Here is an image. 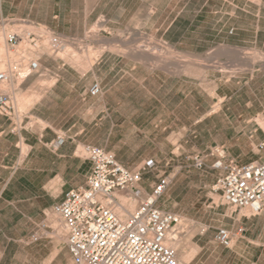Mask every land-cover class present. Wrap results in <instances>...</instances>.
<instances>
[{"label": "rangeland", "instance_id": "obj_1", "mask_svg": "<svg viewBox=\"0 0 264 264\" xmlns=\"http://www.w3.org/2000/svg\"><path fill=\"white\" fill-rule=\"evenodd\" d=\"M78 4V25L62 35L0 19V47L7 46L0 48V70L20 53L39 63L24 80L0 84L13 106L10 116L0 112L13 143L12 167L22 164L42 132L74 140L81 160L88 161L87 145L105 148L132 170L152 160L142 184L150 193L158 179L169 180L156 206L179 217L172 229L175 253L185 256L179 264H264L263 222L253 235L259 240L247 241L245 231L229 248L214 240L219 228H244L248 210L212 190L217 171L196 169L182 155L224 145L261 160L264 130L256 118L264 119V0ZM27 31L42 35L35 50L24 40L15 48L4 43L8 33ZM94 82L101 87L97 96L88 91ZM219 97L220 108L211 112ZM49 193L48 203L38 194L45 208L25 225L19 215L0 213V264H73L66 239L53 234L59 188ZM32 232L37 241L30 240Z\"/></svg>", "mask_w": 264, "mask_h": 264}, {"label": "built area", "instance_id": "obj_2", "mask_svg": "<svg viewBox=\"0 0 264 264\" xmlns=\"http://www.w3.org/2000/svg\"><path fill=\"white\" fill-rule=\"evenodd\" d=\"M41 34L34 32H10L5 42L15 48L22 40L33 50L39 47ZM54 46L56 38L49 39ZM38 59H29L25 53L9 61L0 70V84L11 80H24L39 69ZM89 94L97 96L101 87L90 85ZM0 112L13 113L9 95L0 89ZM264 125V119H262ZM57 143L62 142L58 137ZM263 156L259 161L238 163L227 156L222 146H213L206 152L183 154L185 161L196 169L209 166L218 172L212 186L223 201L236 209H246L250 215L264 210V141L259 144ZM85 156L91 164L83 185L66 191L62 199L52 206V213L60 219L65 229V239L73 264H179L174 248L169 244L168 233L179 223V217L171 211L156 206L159 197L169 185L167 178H160L150 193L142 197L139 185L142 173L151 168L152 160L139 169L122 165L113 153L96 145L85 147ZM209 162V164H208ZM120 193L138 199L136 208L123 213ZM44 226V225H43ZM242 228L229 231L219 228L214 240L224 247H231L234 236ZM36 232L30 240L37 241Z\"/></svg>", "mask_w": 264, "mask_h": 264}, {"label": "crops", "instance_id": "obj_3", "mask_svg": "<svg viewBox=\"0 0 264 264\" xmlns=\"http://www.w3.org/2000/svg\"><path fill=\"white\" fill-rule=\"evenodd\" d=\"M80 1L0 0V19L26 21L36 27L44 26L52 34L62 35L69 33L74 24L78 25L80 11L78 3ZM83 1L87 4L95 0ZM83 10L86 17L89 13L88 6L85 5ZM243 114L242 111L239 113L241 120L245 121ZM7 124L6 120L0 117V213H4L7 218L19 215V224L25 225L34 218L35 212H41L45 208V205L41 203V197L38 196L39 193L44 194L43 201L48 203V197L51 196L49 190L57 186L60 198L53 201L54 205L62 199L66 191L84 184L91 164L78 157L76 154L77 145L74 140L64 139L61 143H57L56 137L54 138L48 132H45L44 135L42 132L37 137V142L31 145L22 164L13 168L10 162L14 157V153L10 152V146H13V143L8 141ZM60 137L62 138V136ZM5 142L8 143L5 144ZM222 147L227 156L238 163L256 161L252 159V155L230 150L224 145ZM12 151L14 152V150ZM50 184L52 185L47 189ZM144 188L148 193V187L144 186ZM261 222L264 224V210L258 214L246 216L242 220L244 228L238 227L242 228V232L234 236L233 242L244 231L247 241L259 240L253 235Z\"/></svg>", "mask_w": 264, "mask_h": 264}, {"label": "bare ground", "instance_id": "obj_4", "mask_svg": "<svg viewBox=\"0 0 264 264\" xmlns=\"http://www.w3.org/2000/svg\"><path fill=\"white\" fill-rule=\"evenodd\" d=\"M1 37V36H0ZM2 38V37H1ZM0 38V39H1ZM4 43H5V41H4ZM2 46H6V45H2L1 44V47ZM0 47V48H1ZM7 47V46H6ZM5 47V48H6ZM3 50H4V48H3ZM2 50V51H3ZM5 53H7V54H9L8 52H6L5 51ZM9 56H7V58H8ZM157 61V60H156ZM84 63V62H83ZM84 64H87V62L86 63H84ZM3 67V66H2ZM1 67V68H2ZM85 68V67H84ZM223 100H224V98H222V97H219V98H217L216 99V102H215V104L212 106V110H211V112H214V111H216V110H218L219 108H220V104H221V102H223ZM256 122L258 123V125H260V127H262V129L264 130V125H263V123H262V120H260V119H257L256 118ZM22 146V145H21ZM27 149V148H26ZM25 148H23L22 149V151H21V153L23 154L25 151ZM25 154H26V152H25ZM22 157H24V156H22ZM139 187L141 188V190H142V197H144V196H147V191L145 190V188H144V185L141 183L140 185H139ZM118 198H119V201H120V203L122 204V205H124L125 207L124 208H118L117 209V212L120 214V215H123V213H129V212H131V211H133V209L135 208V206H136V204H137V201H138V199H133V198H128V196H127V194H124V193H120L119 195H118ZM51 215V214H50ZM52 219V226H53V234L54 235H56L57 237H59L60 239H65V229H64V225L62 224V222L60 221V219L58 218V217H56V216H53V218H51ZM50 219V220H51ZM49 220V221H50ZM180 222H182V221H180ZM50 223V222H49ZM51 224V223H50ZM168 240H169V244L173 247L174 246V244H176L175 243V241L177 240L176 239V234L174 233V230H171V231H169V233H168ZM66 241V240H65ZM176 242H178V241H176ZM177 252V251H176ZM181 254V253H180ZM183 255L184 254H182V255H178V257H177V254H176V257H177V260L178 261H182V260H184V257H183ZM182 256V258L183 259H181L180 257ZM48 262V261H47ZM179 263V262H178Z\"/></svg>", "mask_w": 264, "mask_h": 264}]
</instances>
